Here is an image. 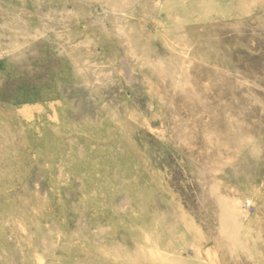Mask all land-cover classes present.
Listing matches in <instances>:
<instances>
[{
	"label": "rangeland",
	"instance_id": "374dc122",
	"mask_svg": "<svg viewBox=\"0 0 264 264\" xmlns=\"http://www.w3.org/2000/svg\"><path fill=\"white\" fill-rule=\"evenodd\" d=\"M0 264H264V0H0Z\"/></svg>",
	"mask_w": 264,
	"mask_h": 264
}]
</instances>
